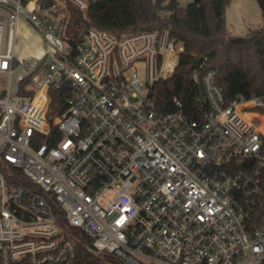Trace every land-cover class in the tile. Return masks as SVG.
I'll return each mask as SVG.
<instances>
[{"label":"built area","instance_id":"2783aa9c","mask_svg":"<svg viewBox=\"0 0 264 264\" xmlns=\"http://www.w3.org/2000/svg\"><path fill=\"white\" fill-rule=\"evenodd\" d=\"M90 4L0 0V74L21 19L52 48L0 90V264H264V94L227 99L199 60L194 103L162 110L184 52L171 24L86 28Z\"/></svg>","mask_w":264,"mask_h":264},{"label":"trees","instance_id":"16d2710c","mask_svg":"<svg viewBox=\"0 0 264 264\" xmlns=\"http://www.w3.org/2000/svg\"><path fill=\"white\" fill-rule=\"evenodd\" d=\"M229 1L200 0L181 4L176 0H91L89 9L81 12L80 18L86 28L98 27L117 34L171 24L170 35L184 46V52L174 75L157 85V102L166 111L174 95H178L186 107L194 103L198 86L190 79V72L196 57L204 61L207 69L214 70L227 99L239 94L246 98L264 94V27L249 36L230 35L226 22ZM71 28L69 19L68 35ZM27 81L21 83V88ZM51 96L49 120L65 112L70 90L65 85L52 90ZM53 134L60 136L56 130ZM20 174L16 171V175ZM77 235L82 251L85 237Z\"/></svg>","mask_w":264,"mask_h":264},{"label":"rangeland","instance_id":"374dc122","mask_svg":"<svg viewBox=\"0 0 264 264\" xmlns=\"http://www.w3.org/2000/svg\"><path fill=\"white\" fill-rule=\"evenodd\" d=\"M4 10L0 7V14ZM0 22L4 23V47L8 35V23L4 16L0 15ZM227 31L234 36H249L264 27V13L257 0H230L226 7ZM15 57L19 63L11 79L8 76L0 74V90L7 88L11 80V91L18 87V79L23 75L26 69H29L34 63L31 51L39 47L46 53L52 48L47 41L33 30L24 19H21L15 31ZM46 58L49 59V56Z\"/></svg>","mask_w":264,"mask_h":264},{"label":"crops","instance_id":"0c3cea01","mask_svg":"<svg viewBox=\"0 0 264 264\" xmlns=\"http://www.w3.org/2000/svg\"><path fill=\"white\" fill-rule=\"evenodd\" d=\"M34 30V29H33ZM39 34V33H38ZM41 36V35H40ZM42 37V36H41ZM45 55V51L40 49L39 47H35L32 51L30 56L35 58L34 61L40 57H43ZM2 90V89H1Z\"/></svg>","mask_w":264,"mask_h":264},{"label":"water","instance_id":"95a60500","mask_svg":"<svg viewBox=\"0 0 264 264\" xmlns=\"http://www.w3.org/2000/svg\"><path fill=\"white\" fill-rule=\"evenodd\" d=\"M193 1L198 2V1H200V0H193ZM257 1H258L259 5H260L262 11H264V0H257ZM45 4L48 5L49 2H48V1H45ZM199 60H200L199 57H196V58L194 59V61H193V67L197 64V62H199Z\"/></svg>","mask_w":264,"mask_h":264}]
</instances>
